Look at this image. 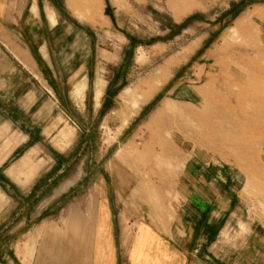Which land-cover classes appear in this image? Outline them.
<instances>
[{
	"label": "rangeland",
	"instance_id": "obj_1",
	"mask_svg": "<svg viewBox=\"0 0 264 264\" xmlns=\"http://www.w3.org/2000/svg\"><path fill=\"white\" fill-rule=\"evenodd\" d=\"M48 2L54 11L47 8V15L52 22L55 17L59 24L64 21L65 36L70 33L72 38L73 65L84 62L90 80L86 94L83 86H77L70 102L65 97L61 103L71 117L67 132L58 134L62 145L56 143L53 149L46 141L36 142L35 158L30 159L46 152L50 156L45 159L48 170L41 174L40 183L49 174L55 202L71 192L72 198H81L77 202L86 206L90 227L93 203L99 191L114 182V171L128 175L135 183L137 198L154 207L170 198L181 171L184 179L190 180L200 175L185 173L188 167L210 170L216 203L220 201L225 209L221 211L224 222L211 245L215 264H264V52L253 54L264 50L260 29L264 18L251 21L256 27L252 40L238 33L240 23L264 9H256L253 3L233 17L228 13L239 0ZM44 4L47 6V1ZM227 52L240 55L236 78L247 85L254 83L252 87L238 89L226 76L228 70L235 69ZM217 60H223L222 64ZM210 78L216 79L214 89L224 84L243 99L242 104H231L235 117L222 124L224 138L216 134L207 137L206 125L189 118L185 109L178 111L177 120L166 114L151 122L167 100L224 121L222 109L212 104L201 109ZM104 88L108 92L103 95ZM83 96L88 108L73 110L70 103L78 105ZM258 96L263 102L253 101ZM96 104L102 110L96 109ZM62 117L56 108L55 137ZM168 117L171 120L167 121ZM13 130L0 128L7 150L15 141ZM66 134L73 138L70 145ZM17 158L13 155L9 162ZM50 190L51 186L48 193L40 190L38 202H33L28 214L36 213L35 207L40 212L51 205ZM29 226L23 222V230Z\"/></svg>",
	"mask_w": 264,
	"mask_h": 264
},
{
	"label": "crops",
	"instance_id": "obj_2",
	"mask_svg": "<svg viewBox=\"0 0 264 264\" xmlns=\"http://www.w3.org/2000/svg\"><path fill=\"white\" fill-rule=\"evenodd\" d=\"M253 3L264 9V0H239L228 14L236 17ZM47 8L54 11L48 0H0V128L13 127L15 138L9 150L6 139L0 138V264H215L211 245L225 209L216 203L210 170L188 167L185 173L200 175L190 180L181 171L170 198L154 207L137 198L128 175L114 171V182L101 189L93 203L90 227L86 206L77 202L81 198H72L71 192L55 202L49 174L40 183L50 156L46 152L31 161L36 142L46 141L53 149L56 143L62 145L58 134L67 132L71 117L61 103L65 97L70 102L77 86L86 94L90 84L88 66L73 65L65 22L59 24L56 17L52 22ZM80 70L86 72L77 74ZM106 92L104 88L103 95ZM99 96L97 90L95 99ZM70 105L73 110L88 108L85 96L78 105ZM56 108L64 116L59 139ZM67 137L70 145L73 138ZM13 155L18 158L9 162ZM49 186L51 205L28 214L40 190L48 193ZM23 222L30 223L29 229L23 230Z\"/></svg>",
	"mask_w": 264,
	"mask_h": 264
},
{
	"label": "bare ground",
	"instance_id": "obj_3",
	"mask_svg": "<svg viewBox=\"0 0 264 264\" xmlns=\"http://www.w3.org/2000/svg\"><path fill=\"white\" fill-rule=\"evenodd\" d=\"M254 18H264V12H261V13H258V14H255V16H253L251 19H249L248 21H245V22H242L239 24V31L238 33H240L244 38H252L251 35L252 33H255L256 35V27L255 25L252 24V20ZM232 34H235L233 31L231 32ZM260 52H264V50L262 51H258V50H255V52L253 54H259ZM226 55H229L228 58H232V62L233 64L235 65V69L234 70H228V75H226L227 77H231L233 80V84L238 88V89H243L244 90V87L245 86H248V85L244 82V80L241 79V81L237 80V78L239 76H237L238 74L236 73L238 70H239V67H236L238 66L237 65V62L240 61L238 60L239 59V54L236 55V54H231L229 52L226 53ZM251 56V55H250ZM253 56V55H252ZM263 56V55H261ZM213 57V56H212ZM258 58V57H256ZM255 58V59H256ZM262 61H263V58H261ZM229 60V59H228ZM260 60V58H259ZM218 61V65L222 64L223 60H217ZM231 61V60H230ZM260 63V62H259ZM232 66V65H230ZM240 66V65H239ZM237 68V70H236ZM242 68V67H241ZM241 68H240V71H241ZM246 70V69H245ZM245 70H243L244 72H246ZM240 73V72H238ZM242 73V72H241ZM237 74V75H236ZM243 74V73H242ZM241 75V74H240ZM246 75V74H245ZM237 76V78H236ZM247 76V75H246ZM252 76V75H251ZM213 77V76H212ZM230 78V79H231ZM246 78V77H245ZM248 78V77H247ZM251 78V77H250ZM225 79V78H224ZM248 80V79H247ZM246 81V80H245ZM250 81V80H248ZM252 81V79H251ZM254 81V80H253ZM252 81V82H253ZM256 81V80H255ZM225 82L226 79H225ZM247 82V81H246ZM216 83V79L215 78H210L207 82V85L209 87V91L207 93H204L203 96H202V102H201V109H206L209 105H213L217 108H220L222 109V111H224L226 113V117L224 118V121H220V120H216V119H212L211 117L209 118L204 112H198L197 110H194L192 108H187L189 107V105L187 107H184L185 104L180 107V106H176L175 104H173V102H170V100H167L166 102H164V104L159 108L158 112L154 115L153 119L151 120V122H154L156 123L155 121H158L159 119H161L162 116H167L166 114H169L171 116L172 119H175L177 120V115H178V111H180V109H185L186 110V113L188 115L189 118H191L192 120H195L196 122L200 123V124H204L206 125V128H207V134L206 136L207 137H214L215 134L218 135L219 137L221 136L222 138H224V134H223V128H222V124H224L225 122H227L231 117L234 118L235 117V114H234V111L232 109V102H236L238 104H242V101L243 99L241 98L242 96L239 95L237 92H234L230 89L229 86H226V85H220L221 87L216 90L213 88L214 84ZM229 83V82H228ZM257 83V82H256ZM254 84V83H252ZM251 84V85H252ZM231 85V84H230ZM249 85V87L251 86ZM258 85V84H257ZM256 85V86H257ZM260 86V85H259ZM258 86V87H259ZM252 87V86H251ZM261 87V86H260ZM256 89V87L254 88V90ZM245 92V91H244ZM261 92V91H260ZM180 94V93H179ZM201 94V93H200ZM183 95V94H182ZM245 95V94H244ZM247 95V94H246ZM249 95V94H248ZM241 96V97H240ZM180 97V96H179ZM253 101L254 102H257V103H261L263 102V98L261 96H258V97H254L253 98ZM183 104V103H182ZM263 105V104H262ZM200 106V105H199ZM191 107V106H190ZM231 118V119H232ZM167 121L171 120L166 118ZM152 123V124H154ZM151 124V125H152ZM220 124V125H218ZM224 126V125H223ZM205 136V137H206ZM220 138V139H222ZM205 139V138H204ZM211 139V138H210ZM209 139V140H210ZM223 141V140H222ZM224 142V141H223Z\"/></svg>",
	"mask_w": 264,
	"mask_h": 264
}]
</instances>
